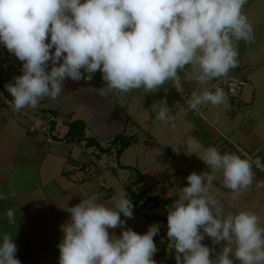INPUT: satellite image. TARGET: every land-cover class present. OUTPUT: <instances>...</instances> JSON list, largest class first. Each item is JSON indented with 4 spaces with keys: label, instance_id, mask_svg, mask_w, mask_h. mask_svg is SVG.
I'll return each mask as SVG.
<instances>
[{
    "label": "clouds",
    "instance_id": "clouds-1",
    "mask_svg": "<svg viewBox=\"0 0 264 264\" xmlns=\"http://www.w3.org/2000/svg\"><path fill=\"white\" fill-rule=\"evenodd\" d=\"M247 0H0V46L20 62L21 75L4 85L13 112L35 109L43 98L57 99L64 82H90L99 72L101 91L155 93L172 82L181 87L180 73L190 70L203 85L228 75L238 66L237 43H251L253 27L243 7ZM0 100L8 99L0 92ZM227 106L225 92L204 88L187 100L191 110L201 105ZM156 119L174 117L160 100ZM191 154V153H190ZM221 175L222 186L236 199L254 182L252 162L240 155L208 147L201 157ZM257 167H260L257 162ZM179 198L167 214L168 249L176 264H264V226L251 211L226 212L211 193L215 176L195 172L186 178ZM264 187V182H257ZM0 192V200L14 196ZM65 210V209H64ZM61 226L58 264H156L154 237L160 225L139 234L126 228L133 203L121 194L111 205L82 197L68 207ZM18 209L9 208L8 223ZM121 214L126 219H121ZM120 228L119 236L114 230ZM110 230H113L110 232ZM213 245L224 242L215 258ZM10 233L0 235V264H21Z\"/></svg>",
    "mask_w": 264,
    "mask_h": 264
},
{
    "label": "crops",
    "instance_id": "crops-1",
    "mask_svg": "<svg viewBox=\"0 0 264 264\" xmlns=\"http://www.w3.org/2000/svg\"><path fill=\"white\" fill-rule=\"evenodd\" d=\"M243 13L253 27L254 39L251 43H237L235 69L203 85L192 79L190 70L181 72L187 92L204 88L214 91L220 87L227 106L209 104L199 106L200 113L191 110L171 81L155 93L142 89L127 93L101 91L104 82L99 72L90 82L66 80L57 99L43 98L35 109H23V114L13 115L0 105V192L15 193L0 200V235L10 233L14 237L16 258L21 264H58L61 226L70 216L65 210L82 197L99 198L111 205L114 186L107 174L117 176L120 170L131 173L126 196L128 186L140 176L141 183L132 185L133 191L160 204L156 207L144 200L135 205L131 200L134 207L131 227L121 214V219H126L125 226L139 234L157 223L159 232H167V223L153 218L167 217L179 198L178 190L187 186L185 178L193 172L215 176L210 191L226 212L251 211L264 226V187L257 186V182H264V175L252 166L253 184L233 199L234 193L222 186L220 173L212 172L198 158L210 146L240 155L231 145L236 143L264 161V97L259 98L264 90V0H247ZM233 75L244 78L248 86L231 99L219 82ZM165 98L174 117L170 123L156 119L160 100ZM39 113H43L44 125L35 121ZM74 121H83L86 137L102 148L109 147L110 141L119 135L129 140L120 161L112 163L110 155H99L98 149H88L84 142L66 140L69 125ZM127 152L134 157L133 166L125 164ZM74 167L78 169L73 170ZM9 208L18 209L16 223L11 225L5 215ZM120 230H114L116 236ZM168 243L165 237L156 245L158 250L153 256L156 264H167L170 260L171 252L163 245ZM202 243L215 250L213 259L224 244L213 245L207 236Z\"/></svg>",
    "mask_w": 264,
    "mask_h": 264
},
{
    "label": "built area",
    "instance_id": "built-area-1",
    "mask_svg": "<svg viewBox=\"0 0 264 264\" xmlns=\"http://www.w3.org/2000/svg\"><path fill=\"white\" fill-rule=\"evenodd\" d=\"M21 65L22 62H20L13 54L9 53L6 48L0 46V92H2L4 96L8 99L7 103H5L3 100H0V105L9 109L13 115L23 114L24 110L22 109L19 112L12 111L11 107L9 106L11 104V96L5 90L4 85L8 82H12L13 77L22 74ZM180 77H181V81H180L181 87L179 88L178 92L182 101L184 102L186 107H188L187 100L190 98L192 93L186 91L181 73H180ZM219 85H222V87L227 91L229 97L231 99H234L246 89L248 83L244 78L233 75L220 81ZM195 111L199 112V107ZM42 118H43V113H39L38 116L35 117L36 123H40L41 125H44V121L42 120ZM31 131H35V128H32ZM231 145L243 158H249L252 162V166L254 167V169L257 172L264 175V161L260 155H254L248 153L236 143H232ZM84 152L87 153V150L84 149ZM115 155H116V151L115 149H112L110 157L114 159V161H115ZM90 159H92V162H95L97 165H99L98 161L95 160L93 157L92 158L90 157ZM257 162L259 163L260 167H257ZM75 169L78 168L74 167L73 170Z\"/></svg>",
    "mask_w": 264,
    "mask_h": 264
},
{
    "label": "trees",
    "instance_id": "trees-1",
    "mask_svg": "<svg viewBox=\"0 0 264 264\" xmlns=\"http://www.w3.org/2000/svg\"><path fill=\"white\" fill-rule=\"evenodd\" d=\"M182 78H183V76H182ZM66 140H68L69 142H72V143L84 142L86 148L98 149L99 155H102V154L110 155L111 150L115 149V151H116L115 160L117 161V163L120 161V158H121L122 154L124 153V151L126 149H128V147L130 145L129 140H127L123 135H119V136L115 137L112 141H110L109 147L102 148L98 142H95L93 139L86 137V125L83 121H74V122L70 123L69 131H68V135H67ZM133 173L136 174V176H139L137 170H133ZM140 183H141V178L139 176L137 178V180H135L133 182L132 185H138ZM132 185L128 186V196L130 197L131 200H133L135 205H139L144 200H146L147 203H153L154 206L160 207V204L158 202H156V200L154 198H149V197L146 198L142 194H136L132 189ZM163 205L165 206V204H163ZM153 220L157 221V222L167 223V217L166 216L156 217V218H153ZM165 237H167L166 232H164V233L159 232V234L156 237H154V243L156 245L159 244L161 239H163ZM163 245H164V247H168L167 244H163ZM170 252H171V257H170V260L168 261L167 264H176L175 250L174 249L170 250Z\"/></svg>",
    "mask_w": 264,
    "mask_h": 264
},
{
    "label": "rangeland",
    "instance_id": "rangeland-1",
    "mask_svg": "<svg viewBox=\"0 0 264 264\" xmlns=\"http://www.w3.org/2000/svg\"><path fill=\"white\" fill-rule=\"evenodd\" d=\"M259 95H260L259 98L261 100V96L264 97V90H261V92H260ZM150 144H151V142H150ZM127 153L128 154L126 155V160H125L126 162H125V164L128 163L129 165H132L133 166L134 165V157L129 152H127ZM106 157H109V156H106ZM115 162H116V160L113 161L112 163H115ZM107 176L111 179L112 184L114 186L113 187V189H114V197H113V201H112L114 203L115 200L118 199V197L121 194H125L126 195V186H127L126 184L129 183V180H130V177H131V173L129 171H127V170L126 171L120 170L117 176L112 175L110 173H108ZM153 193L154 194L157 193V190H153ZM113 203H111V204H113ZM133 217H134V215H133ZM127 224L129 225V227L133 226L134 225V219L133 218L127 219Z\"/></svg>",
    "mask_w": 264,
    "mask_h": 264
}]
</instances>
